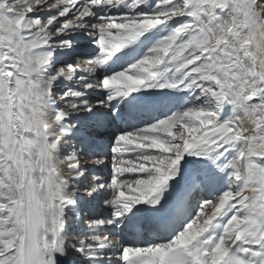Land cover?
Instances as JSON below:
<instances>
[{"label": "snow or ice", "instance_id": "obj_1", "mask_svg": "<svg viewBox=\"0 0 264 264\" xmlns=\"http://www.w3.org/2000/svg\"><path fill=\"white\" fill-rule=\"evenodd\" d=\"M0 264H264V0H0Z\"/></svg>", "mask_w": 264, "mask_h": 264}, {"label": "bare ground", "instance_id": "obj_2", "mask_svg": "<svg viewBox=\"0 0 264 264\" xmlns=\"http://www.w3.org/2000/svg\"><path fill=\"white\" fill-rule=\"evenodd\" d=\"M81 47L83 48L82 50H81V53H82V57L83 56H86L87 55V52H86V45H84V44H82L81 45ZM85 48V49H84ZM83 60V59H82ZM91 182V177L89 176V178H88V183H90ZM87 186H88V184H86ZM82 195H83V193H81Z\"/></svg>", "mask_w": 264, "mask_h": 264}, {"label": "rangeland", "instance_id": "obj_3", "mask_svg": "<svg viewBox=\"0 0 264 264\" xmlns=\"http://www.w3.org/2000/svg\"><path fill=\"white\" fill-rule=\"evenodd\" d=\"M85 48H86V47H85ZM85 48H84V49H85ZM82 49H83V48L81 47V50H82ZM82 64H83V60H82ZM85 186L87 187V185H85Z\"/></svg>", "mask_w": 264, "mask_h": 264}]
</instances>
